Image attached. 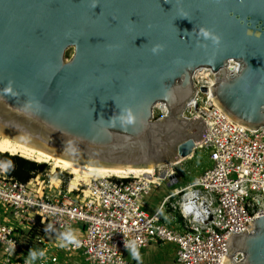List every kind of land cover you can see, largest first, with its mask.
I'll list each match as a JSON object with an SVG mask.
<instances>
[{"label":"water","instance_id":"obj_1","mask_svg":"<svg viewBox=\"0 0 264 264\" xmlns=\"http://www.w3.org/2000/svg\"><path fill=\"white\" fill-rule=\"evenodd\" d=\"M202 67L231 120L264 127V0H0V132L77 165L190 156L206 128L183 112ZM225 262L264 264V213L228 236Z\"/></svg>","mask_w":264,"mask_h":264},{"label":"built area","instance_id":"obj_2","mask_svg":"<svg viewBox=\"0 0 264 264\" xmlns=\"http://www.w3.org/2000/svg\"><path fill=\"white\" fill-rule=\"evenodd\" d=\"M237 67L228 61L229 73ZM213 78L206 67L193 74L195 93L183 112L205 123L194 150L205 152L209 165L187 185L172 188L151 214L143 198L151 188L178 182V163L154 167L148 175L92 178L56 197L36 194L32 178L19 183L0 166V208L13 219L12 224L0 219V264H127L126 251L157 242L175 245V264H224L228 236L249 231L250 222L264 213V127L249 129L231 120L212 100ZM155 108L157 118L165 115L164 104ZM77 224L82 234L66 237ZM22 230H43L47 235L35 234L34 240L61 254L25 256ZM52 236L63 243L50 245Z\"/></svg>","mask_w":264,"mask_h":264},{"label":"rangeland","instance_id":"obj_3","mask_svg":"<svg viewBox=\"0 0 264 264\" xmlns=\"http://www.w3.org/2000/svg\"><path fill=\"white\" fill-rule=\"evenodd\" d=\"M153 114L154 119H157L159 116L158 108H154ZM5 153L9 155L11 154L10 152ZM11 155L20 156V153ZM37 163L42 164L44 168L34 173L31 183L35 187V193L40 196L42 194H47L52 197H56L59 194L63 195L71 188L72 190L83 188L87 178H97L96 175L92 174L74 179L72 176L73 174L54 166V164L50 162ZM206 165H209V161L206 157V153L201 149H195L193 150L192 155L180 159L178 164L174 166L178 182L172 185L163 183L159 187L151 188L150 192L143 198L145 204L144 209L146 212L148 214L153 213L164 195L169 193L174 187H180L190 183L191 180L197 176L204 167H206ZM71 194H74L76 198H81V194H78V192L75 194V191H73ZM21 233L24 235L23 241L33 240L32 244L34 245L32 249L37 248L34 247L35 243L37 244L34 240L36 239L35 234H41V230L34 232L22 230L19 234ZM125 258L127 264H175V245L171 242H157L152 244L146 252L128 250L125 252Z\"/></svg>","mask_w":264,"mask_h":264},{"label":"bare ground","instance_id":"obj_4","mask_svg":"<svg viewBox=\"0 0 264 264\" xmlns=\"http://www.w3.org/2000/svg\"><path fill=\"white\" fill-rule=\"evenodd\" d=\"M0 152H10L11 154L20 153V156L35 162H47L52 163L54 166L68 171L73 174V178H79L85 175H96L97 178L101 177H117V178H125L129 176H136L139 174H150L152 173L153 168H141V169H132V168H103V167H91V166H83L77 165L65 160H62L58 157L49 154L45 150L41 148H36L29 144L28 140L12 137L9 134L4 132H0ZM179 160L170 162L169 164H176ZM82 174V175H81ZM91 178H87L85 182H88ZM77 181V180H75ZM72 183V182H71ZM74 185V184H73ZM227 262V260H226ZM225 262V264H226Z\"/></svg>","mask_w":264,"mask_h":264},{"label":"trees","instance_id":"obj_5","mask_svg":"<svg viewBox=\"0 0 264 264\" xmlns=\"http://www.w3.org/2000/svg\"><path fill=\"white\" fill-rule=\"evenodd\" d=\"M0 166L5 169L8 176L23 184L28 182L35 172L44 168L42 164L5 152H0Z\"/></svg>","mask_w":264,"mask_h":264},{"label":"crops","instance_id":"obj_6","mask_svg":"<svg viewBox=\"0 0 264 264\" xmlns=\"http://www.w3.org/2000/svg\"><path fill=\"white\" fill-rule=\"evenodd\" d=\"M0 219L3 220L4 222L6 223H9V224H12L13 223V219H12V216L10 213H8L6 210H4L3 208H0ZM83 232V229H82V225L80 224H77L75 225L71 230H69L67 233H65V236L66 237H73V236H78V235H81ZM41 234H42V237L43 236H46L47 234H45V232L42 230L41 231ZM25 242H28V246H24L23 245V250L24 251V255L25 256H29L30 254V251H38V252H42V251H45V250H48L50 253H59L61 254V251L59 248H56V247H50V246H45V244H36L35 243V246L34 247H37L35 249H32L33 245L32 244V241L33 240H24ZM46 242V241H45ZM50 245H61L63 243L62 241V238L61 237H55V236H52V239L49 240L48 242ZM152 246V244H150L147 248L145 249H141V250H138L139 252L143 251V252H146L150 247ZM49 247V249H47ZM19 256V255H18ZM20 260V259H19Z\"/></svg>","mask_w":264,"mask_h":264},{"label":"flooded vegetation","instance_id":"obj_7","mask_svg":"<svg viewBox=\"0 0 264 264\" xmlns=\"http://www.w3.org/2000/svg\"><path fill=\"white\" fill-rule=\"evenodd\" d=\"M70 50H71V53H72V48H70L69 51H70ZM69 51L66 52V57H69V56L71 55V54H70L69 56H67V54H68Z\"/></svg>","mask_w":264,"mask_h":264}]
</instances>
